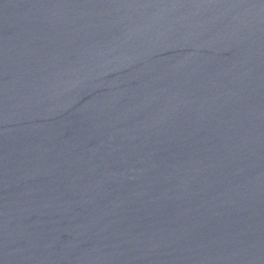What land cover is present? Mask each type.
<instances>
[{
    "label": "water",
    "instance_id": "1",
    "mask_svg": "<svg viewBox=\"0 0 264 264\" xmlns=\"http://www.w3.org/2000/svg\"><path fill=\"white\" fill-rule=\"evenodd\" d=\"M0 264H264V0H0Z\"/></svg>",
    "mask_w": 264,
    "mask_h": 264
}]
</instances>
